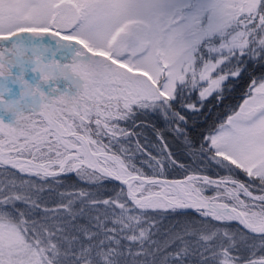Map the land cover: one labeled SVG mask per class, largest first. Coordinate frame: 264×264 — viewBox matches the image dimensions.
I'll use <instances>...</instances> for the list:
<instances>
[{"label":"snow or ice","instance_id":"6c2138e0","mask_svg":"<svg viewBox=\"0 0 264 264\" xmlns=\"http://www.w3.org/2000/svg\"><path fill=\"white\" fill-rule=\"evenodd\" d=\"M248 64L264 68V0H0V264H264V73L201 137L220 179L161 178L170 152L147 175L122 143L150 110L192 150L176 104L220 99ZM67 173L97 188L61 190ZM161 209L205 219L161 235Z\"/></svg>","mask_w":264,"mask_h":264},{"label":"trees","instance_id":"16d2710c","mask_svg":"<svg viewBox=\"0 0 264 264\" xmlns=\"http://www.w3.org/2000/svg\"><path fill=\"white\" fill-rule=\"evenodd\" d=\"M264 73V68L258 65L248 64L246 69L242 72L239 77H230L224 82L223 92L220 99H217V94L213 93L208 99L201 101L198 96V91H186L184 94V103H193L198 107V111H193L187 108H180L179 104H176L178 110H180L187 117V124L183 127L187 130V135L193 145L195 146L192 150H189L188 146L185 144L184 138L181 135H177L173 129L175 127L170 121L164 119V123L160 118L154 115L138 116L134 117L130 122H127L126 129L133 132L134 135L128 138L127 143H125L126 148L129 150H134L137 153H133L130 156L131 162L136 165L137 168L141 169L145 174L152 175L153 170L148 166L149 164H154L151 159L154 156V148L156 150L162 151L163 144L161 140L157 137V131L163 134L164 143L167 144L168 155L170 152L172 157H181V153L184 151H196L198 152V145L201 142V137L207 133L213 126L218 125V123L226 118L227 115L231 114L233 110H238L242 98L248 92V87L251 79L254 77H259ZM137 141H139L140 149L137 148ZM126 142V141H125ZM131 152V151H129ZM179 153V154H177ZM206 155L207 153H203ZM178 161V162H177ZM175 165L169 166L167 170L163 173L161 178L175 180L184 179L186 175H200L208 176L215 179L217 177L215 166L212 165L211 173L208 175L207 172L201 170L199 167L202 165L197 162H188L187 160H177ZM183 165V167H181ZM208 165V164H207ZM203 167V166H202ZM11 172V171H10ZM212 173H215L213 175ZM17 177H21L16 174ZM24 179L36 180L35 177L23 176ZM63 180V184L60 187L61 190L68 189L72 190L74 188H88L96 189L97 185L86 184L77 178L76 174L63 175L60 177ZM38 183H43V181H38ZM102 187L99 188L101 195L107 198L114 194V190H118L120 186L108 179L100 182ZM210 195L209 192L205 193ZM150 216L155 217L159 221V228L161 230V235L166 230L177 229L179 226L187 221H200L205 218L200 217L195 211H180V210H168V211H151L148 213ZM213 223H217L213 221ZM233 227L236 224L232 223Z\"/></svg>","mask_w":264,"mask_h":264},{"label":"rangeland","instance_id":"374dc122","mask_svg":"<svg viewBox=\"0 0 264 264\" xmlns=\"http://www.w3.org/2000/svg\"><path fill=\"white\" fill-rule=\"evenodd\" d=\"M198 96H199V93H198ZM245 98H246V95L242 98L240 104L243 103V100ZM199 99H200V97H199ZM154 114L164 122V118H163V116L160 113H158V112H152L150 110L147 111V112L138 114L136 117H138V116L154 115ZM127 122L122 121L121 122V126L126 128V126L128 125ZM129 122H130V120H129ZM164 123H166V122H164ZM127 141H128V138H127V140H123L122 139V143L124 144L125 147H126L125 143H127ZM112 149H113V151H117L118 152L119 151V145L113 144L112 145ZM129 151H131V152H128L126 158H130V156H132L133 153L134 154L137 153L134 150H129ZM154 151L157 152V153H154V156H156V157H159V158H166L167 157V154H165L164 151L156 150V147L154 148ZM177 154H179V153H177ZM179 155H176V157H172V155H171V159H173L175 161H177V160H180V161L181 160H187L188 162H192V163L193 162L200 163L203 167L201 166L199 168L201 170L207 172V174L208 173L210 174L211 171L212 172L214 171V170H212V165H213L217 169V171H216L217 177L215 179H220V178L228 175V173H227V171L225 169L220 168L218 165L215 164V162L213 160L209 159L208 154L204 155V154H200L199 152H196V151H189V150H187V151H184V152L181 153V157L182 158H178ZM165 163H166V165H169L170 164V161L165 160ZM168 167L169 166H166L165 170H167ZM150 169H152V168H150ZM9 171L15 172L14 170H11V169H9ZM164 173H166V172H164ZM16 174H18L20 176H23V174H19V173H16ZM212 174L215 175V173H212ZM213 178H211V179H213ZM234 178L239 179L240 181H242V182H244L246 184H251L252 185L251 190L254 192V194H260V192H259V182L258 181L252 180L251 178L247 177L246 174H244L243 172H240L239 170H236V174H235ZM215 191H216V189L214 187H208V190L206 192H209V194L212 195V194L215 193ZM245 199H247V198H245ZM169 210H171V209H169ZM157 211H164V210H157Z\"/></svg>","mask_w":264,"mask_h":264},{"label":"water","instance_id":"95a60500","mask_svg":"<svg viewBox=\"0 0 264 264\" xmlns=\"http://www.w3.org/2000/svg\"><path fill=\"white\" fill-rule=\"evenodd\" d=\"M12 170V169H11ZM15 171V170H14ZM20 174V173H19ZM71 174H73V173H67V174H64V175H71ZM63 176V175H62ZM108 180H110V181H113V182H115V183H117L118 185H120L119 184V182H117V181H114V180H111V179H108ZM121 186V185H120ZM122 187V186H121ZM162 210V209H161ZM176 210H180V211H194V210H192V209H176ZM233 224H236V222H232Z\"/></svg>","mask_w":264,"mask_h":264}]
</instances>
